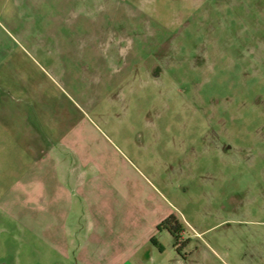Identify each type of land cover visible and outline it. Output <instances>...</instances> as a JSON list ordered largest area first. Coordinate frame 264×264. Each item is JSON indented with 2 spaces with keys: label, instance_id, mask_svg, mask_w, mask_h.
<instances>
[{
  "label": "rangeland",
  "instance_id": "374dc122",
  "mask_svg": "<svg viewBox=\"0 0 264 264\" xmlns=\"http://www.w3.org/2000/svg\"><path fill=\"white\" fill-rule=\"evenodd\" d=\"M0 30L37 159L0 264H264V0H0Z\"/></svg>",
  "mask_w": 264,
  "mask_h": 264
},
{
  "label": "crops",
  "instance_id": "0c3cea01",
  "mask_svg": "<svg viewBox=\"0 0 264 264\" xmlns=\"http://www.w3.org/2000/svg\"><path fill=\"white\" fill-rule=\"evenodd\" d=\"M25 47L3 40L0 30V192H19V182L5 184L11 177L22 176V183L31 191L27 179L36 164L31 145L34 138V111L30 105L34 94L21 56ZM42 173H47L45 170ZM45 177V175H44ZM28 180V182H27Z\"/></svg>",
  "mask_w": 264,
  "mask_h": 264
},
{
  "label": "trees",
  "instance_id": "16d2710c",
  "mask_svg": "<svg viewBox=\"0 0 264 264\" xmlns=\"http://www.w3.org/2000/svg\"><path fill=\"white\" fill-rule=\"evenodd\" d=\"M175 216H170L167 219H165L161 225L159 226V229H167L171 235H173L175 238H179L182 230V225H177L172 227V222L174 220Z\"/></svg>",
  "mask_w": 264,
  "mask_h": 264
},
{
  "label": "flooded vegetation",
  "instance_id": "af4514ba",
  "mask_svg": "<svg viewBox=\"0 0 264 264\" xmlns=\"http://www.w3.org/2000/svg\"><path fill=\"white\" fill-rule=\"evenodd\" d=\"M171 216H172V215H171ZM173 216H174V215H173ZM169 217H170V216H169ZM167 218H168V217H167ZM167 218H166V219H167ZM164 220H165V219H164ZM164 220H163V221H164ZM179 224L182 225V223L180 222V220L175 216V217H174V220H173V222H172V227H173V226H177V225H179ZM160 230H164V231L169 232L167 229H160ZM182 230H183V225H182ZM182 232H183V231H182ZM182 232H181V233H182ZM169 233H170V232H169ZM170 234H171V233H170ZM180 235H181V234H180ZM172 236H173V235H172ZM173 237H174V236H173Z\"/></svg>",
  "mask_w": 264,
  "mask_h": 264
}]
</instances>
